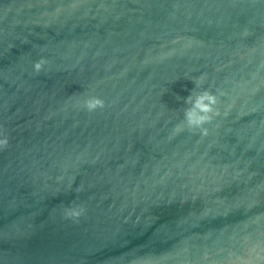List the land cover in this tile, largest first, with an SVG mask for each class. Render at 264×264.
<instances>
[{
	"label": "water",
	"instance_id": "water-1",
	"mask_svg": "<svg viewBox=\"0 0 264 264\" xmlns=\"http://www.w3.org/2000/svg\"><path fill=\"white\" fill-rule=\"evenodd\" d=\"M0 264H264V0H0Z\"/></svg>",
	"mask_w": 264,
	"mask_h": 264
}]
</instances>
